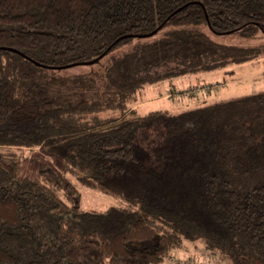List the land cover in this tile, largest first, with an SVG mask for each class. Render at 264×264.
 <instances>
[{
	"label": "trees",
	"instance_id": "obj_1",
	"mask_svg": "<svg viewBox=\"0 0 264 264\" xmlns=\"http://www.w3.org/2000/svg\"><path fill=\"white\" fill-rule=\"evenodd\" d=\"M260 34L264 0H0V264H160L182 241L264 264V91L135 113L147 87L264 55ZM35 148L57 167L22 174ZM70 177L125 206L82 209Z\"/></svg>",
	"mask_w": 264,
	"mask_h": 264
},
{
	"label": "rangeland",
	"instance_id": "obj_2",
	"mask_svg": "<svg viewBox=\"0 0 264 264\" xmlns=\"http://www.w3.org/2000/svg\"><path fill=\"white\" fill-rule=\"evenodd\" d=\"M162 34V32H159L145 39L147 41L158 40L162 37ZM219 40L224 43L239 42L233 37H221ZM257 43L264 44V35L260 34L257 39L250 42V44ZM126 49L127 47H124L120 52ZM106 63H108L107 56L98 64L78 66L65 72H61L63 71L61 70L60 74L64 76L65 74L72 75L81 72L90 74L91 71L98 70L100 65H105ZM169 85L167 82L159 86L147 87L142 92V96H140L144 101L135 106V113L143 116L150 111L165 109L170 114H178L186 110L200 109L214 102L230 101L263 92L264 55L252 61L231 65L216 72H199L179 77L172 82V90ZM120 117H122L120 112L108 110L91 114L86 117V120L94 123ZM148 134L154 138L153 132H149ZM17 152L21 160L22 174H35L36 168L41 162L48 163L55 168L57 167L54 160L44 154L39 148L17 150ZM69 179L80 192V206L82 209L104 211L109 208H121L125 206L120 199L101 193L98 190L87 189L72 177ZM203 248L204 245L200 241L191 243L189 241H182L180 248L171 251V257L165 259L160 264H230L218 253L217 255H208Z\"/></svg>",
	"mask_w": 264,
	"mask_h": 264
},
{
	"label": "water",
	"instance_id": "obj_3",
	"mask_svg": "<svg viewBox=\"0 0 264 264\" xmlns=\"http://www.w3.org/2000/svg\"><path fill=\"white\" fill-rule=\"evenodd\" d=\"M155 33V32H154ZM139 37H141V36H139ZM10 51H12V52H16V51H14V50H10Z\"/></svg>",
	"mask_w": 264,
	"mask_h": 264
}]
</instances>
